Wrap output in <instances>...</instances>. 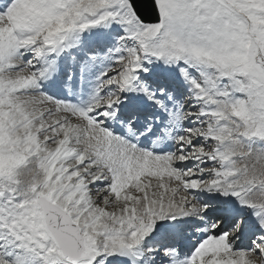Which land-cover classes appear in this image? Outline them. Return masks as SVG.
I'll return each instance as SVG.
<instances>
[{"label": "snow or ice", "instance_id": "obj_1", "mask_svg": "<svg viewBox=\"0 0 264 264\" xmlns=\"http://www.w3.org/2000/svg\"><path fill=\"white\" fill-rule=\"evenodd\" d=\"M0 264H264V0H0Z\"/></svg>", "mask_w": 264, "mask_h": 264}]
</instances>
